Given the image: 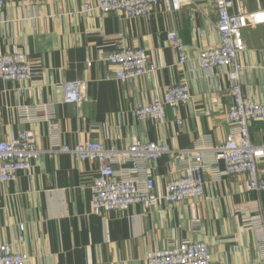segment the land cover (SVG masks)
<instances>
[{
	"label": "crops",
	"instance_id": "obj_1",
	"mask_svg": "<svg viewBox=\"0 0 264 264\" xmlns=\"http://www.w3.org/2000/svg\"><path fill=\"white\" fill-rule=\"evenodd\" d=\"M241 1L247 13L264 10V0ZM86 3L94 6L96 0H48L0 11L2 51L25 54L41 71L33 82L0 80V142L31 131L40 151L28 171L0 184V246L26 255L29 264H146L151 251L202 241L210 264H263L264 238L244 227L243 219L258 216L264 229V192H250L244 175L214 179L208 170L201 199L152 210L133 205L124 214L92 213L97 165L54 154L57 148L90 141L121 151L136 141H165L172 152L140 173L161 194L195 151L210 160L211 150L226 140L232 84L220 69L202 70L196 58L198 50L219 40L212 0H190L176 13L158 5L149 16L133 19L83 14ZM170 30L186 46L183 63L165 39ZM243 41L241 91L264 104V24L245 28ZM119 45L143 48L157 71L114 79L116 69L106 57ZM74 81L83 83L87 103L62 102L60 85ZM182 82L190 92L185 106L175 112L167 107L162 122L136 117L135 109ZM24 107L30 121L22 119ZM47 113L53 130L42 119ZM249 135L254 145H264V121L252 122ZM258 169L264 176V159ZM255 201L260 211H254Z\"/></svg>",
	"mask_w": 264,
	"mask_h": 264
},
{
	"label": "built area",
	"instance_id": "obj_2",
	"mask_svg": "<svg viewBox=\"0 0 264 264\" xmlns=\"http://www.w3.org/2000/svg\"><path fill=\"white\" fill-rule=\"evenodd\" d=\"M46 1L0 0V11L7 5H41ZM186 2L190 0H96L94 6L86 3L82 13L92 15L96 11L102 15L117 13L127 19L143 18L149 16L158 5H162L167 12L176 13ZM212 3L217 15L214 26L219 40L215 45L198 50L196 58L202 70L220 69L232 84V106L227 114L229 132L226 140L211 150L210 160L205 159L201 151H195L192 160L182 162L181 174L171 177L161 194L156 192L154 180L140 173L144 171L145 165L172 152L165 141H136L121 151L90 141L73 146L62 145L54 154L70 155L77 162L88 161L97 165L91 187L93 214H124L133 205L152 210L162 204L179 205L201 199L205 188L204 174L208 170L214 179L244 175L250 192H264V176L258 169L259 162L264 159V145H254L249 135L252 122L264 121V104L244 96L240 82L243 71L240 56L245 51L243 30L264 24V10L247 13L241 0H212ZM165 39L177 51L179 63L185 62L186 46L178 33L170 30L165 34ZM106 61L116 69V80L149 77L158 69L140 47L119 45L107 55ZM40 75L41 71L31 65L25 54L18 51L3 52L0 43V80L33 82ZM60 92L64 104L80 105L89 101L81 81L62 83ZM189 100L188 86L182 82L168 86L161 95L153 96L148 104L138 107L134 113L140 120L162 122L166 118L167 107L175 112ZM22 117L24 121L32 119L25 107L22 109ZM42 119L47 121L50 130L54 129L50 113L44 114ZM177 124L181 122L178 120ZM39 153L36 137L31 131H23L8 141H1L0 184L14 182L20 172L28 171ZM117 165H126V168L115 169ZM253 204L254 211H260V203L255 201ZM259 220L258 216H244L243 226L255 228L259 237L264 238V229ZM210 260L208 245L202 241H184L168 249L151 251L145 258L146 264H210ZM0 264H29V259L7 245H2Z\"/></svg>",
	"mask_w": 264,
	"mask_h": 264
}]
</instances>
